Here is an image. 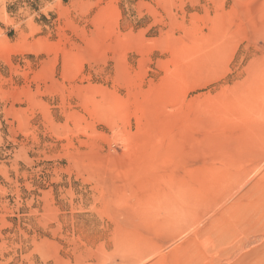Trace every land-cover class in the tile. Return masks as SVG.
I'll use <instances>...</instances> for the list:
<instances>
[{"label": "rangeland", "instance_id": "rangeland-1", "mask_svg": "<svg viewBox=\"0 0 264 264\" xmlns=\"http://www.w3.org/2000/svg\"><path fill=\"white\" fill-rule=\"evenodd\" d=\"M0 264H264V0H0Z\"/></svg>", "mask_w": 264, "mask_h": 264}]
</instances>
